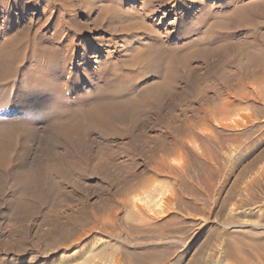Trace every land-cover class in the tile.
I'll return each instance as SVG.
<instances>
[{
	"label": "rangeland",
	"instance_id": "1",
	"mask_svg": "<svg viewBox=\"0 0 264 264\" xmlns=\"http://www.w3.org/2000/svg\"><path fill=\"white\" fill-rule=\"evenodd\" d=\"M15 1L19 8H0V43L23 34L40 43L52 24L72 33L71 20L90 39L113 29L94 26L101 0ZM111 1L128 14L118 32L144 36L161 25L163 35L194 40L211 34L232 1L264 2L177 0L175 12L172 0ZM238 20L217 32L231 40L182 69L160 105L115 130L93 121L88 138L62 136L40 112L30 127L21 123L3 100L30 84L23 46L10 49V66L0 54V112L13 123L0 134V264H264V10L254 33L229 29ZM8 71L18 77L8 81Z\"/></svg>",
	"mask_w": 264,
	"mask_h": 264
},
{
	"label": "bare ground",
	"instance_id": "2",
	"mask_svg": "<svg viewBox=\"0 0 264 264\" xmlns=\"http://www.w3.org/2000/svg\"><path fill=\"white\" fill-rule=\"evenodd\" d=\"M6 1L8 2H0V8L6 5L11 6V9L14 6L20 7V3L16 1L12 3L10 0ZM226 4L221 5L224 7ZM246 4L232 1L231 10L220 9L225 11L215 15L217 20L212 26L211 34L202 38L200 35L198 40L191 39L192 35H182L179 30L174 34L163 35V28L160 30L161 25H158L157 31H144V36L139 34L143 31L134 30L138 33L136 34L128 27L118 32L115 23L127 19L128 14L111 0H101L99 13L94 20V26L98 28L106 21L110 25L113 24V29L103 31V36L88 38L91 31L79 27L74 20L67 21L72 33L62 31L54 24L47 26L45 33L48 35L38 31L41 33L40 43L36 40L30 41L26 34L20 37L14 35L8 42L0 43V54L5 56L4 61L10 66V62L12 63L14 56L17 55L10 49L16 50L23 46L19 60L27 65L20 73L24 81L30 84H26L27 87L24 86L23 89H16L15 93L18 95L14 102L5 99L3 103L8 108L16 106L18 116L22 120L20 122L29 127L36 120L35 113L40 112L43 120L49 121L62 136L69 139L76 132L88 138L89 123L93 121H105L108 127L114 130L119 126L125 127L139 120L141 114L151 112L153 107L161 104L167 93L176 90L182 69H188L187 66L203 52L210 50L214 42L231 40L232 35L220 39L219 33L228 29L225 22L228 23L236 17L239 20L235 26H229V29L244 26L250 33L252 31L254 33L251 28L257 24L256 19L264 10V2ZM169 5L175 12L179 7L177 0H172ZM252 9H255L254 13L251 12ZM150 16L141 15L147 20L152 17ZM181 20L177 29L182 30L181 27L186 21ZM76 33L86 35L87 39L76 38ZM113 38L115 41L112 40ZM117 38L123 41L122 49L112 50L107 56L104 55L102 48L104 46L115 48ZM29 47H31L30 54H28ZM91 50L94 54L89 57L87 53ZM39 53L42 54V58L39 57ZM15 77L18 76L13 71H8L5 75L8 81ZM0 109H3L1 105ZM2 116L0 112V134L6 124L12 122L5 123L8 120Z\"/></svg>",
	"mask_w": 264,
	"mask_h": 264
}]
</instances>
